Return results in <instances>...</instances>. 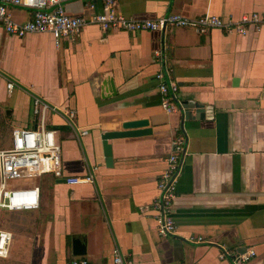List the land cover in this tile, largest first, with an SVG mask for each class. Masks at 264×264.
I'll return each instance as SVG.
<instances>
[{"label": "crops", "instance_id": "obj_1", "mask_svg": "<svg viewBox=\"0 0 264 264\" xmlns=\"http://www.w3.org/2000/svg\"><path fill=\"white\" fill-rule=\"evenodd\" d=\"M116 2L135 20L173 13L264 19V0ZM102 5L62 2L67 14L84 17ZM7 11L17 23L32 18L22 6ZM164 69L178 88L175 113L160 104L155 75ZM34 98L50 107L46 127L59 143L63 175L93 172L94 182L35 178L36 209H0V230L11 234L0 264H66L77 257L112 264L115 247L131 264H229L219 258L220 246L235 254L253 249L249 264H264V25L240 35L190 27L104 32L89 24L57 46L49 34L17 38L0 27V142L10 139V145L14 129L36 127ZM68 111L73 125L65 121ZM136 119H146L151 133L109 140L112 165L106 167L100 136ZM179 137L185 143L172 210L177 235L161 237L152 205ZM190 236L212 244L188 243ZM73 239L84 245L83 255H73Z\"/></svg>", "mask_w": 264, "mask_h": 264}, {"label": "built area", "instance_id": "obj_2", "mask_svg": "<svg viewBox=\"0 0 264 264\" xmlns=\"http://www.w3.org/2000/svg\"><path fill=\"white\" fill-rule=\"evenodd\" d=\"M63 0H0V27L6 34L23 38L30 34H49L56 46L61 40H73L82 27L94 24L102 31H123L138 33L143 31L161 32L167 27H190L200 34H206L213 29L226 32L246 34L248 28L258 29L264 25V19L258 14L244 15L239 20H224L220 17L205 14L190 19L178 14H167L154 21L135 20L125 17L117 10L116 0H103L102 11L88 17L69 15L62 7ZM15 5L32 10V18L25 23H17L8 14L7 6ZM160 51L156 56H160ZM160 94L161 107L167 113L178 111L177 85L170 79V70L164 69L155 75ZM14 84L9 82L11 90ZM34 114L38 122L32 129H14L11 134V144L0 150V209L20 211L36 209L39 205V188L36 185L20 188H9L11 181L18 179H35L50 174L56 180L74 186L81 183L94 182L93 172L85 176H64L62 173L61 150L55 132L46 127L45 111L50 110L47 103L34 98ZM73 111L64 113L65 121L73 125ZM86 134L80 131L79 136ZM184 140L176 138L172 145L173 151L167 157V167L158 182L159 195L153 202L156 211L158 233L161 237L177 235V225L173 218V201L176 198V187L180 172V158ZM188 243L212 244L203 237L190 236L184 238ZM11 234L0 230V258L8 254ZM219 258L228 259L229 264H249L255 257L253 249L235 254L220 246ZM66 264H89L85 258L70 259ZM112 264H131L118 247L112 251Z\"/></svg>", "mask_w": 264, "mask_h": 264}, {"label": "water", "instance_id": "obj_3", "mask_svg": "<svg viewBox=\"0 0 264 264\" xmlns=\"http://www.w3.org/2000/svg\"><path fill=\"white\" fill-rule=\"evenodd\" d=\"M199 107L200 106L197 105V108ZM150 133L151 129L148 127V121L146 119L124 121L121 125V131L103 133L100 136V140L106 167L112 165L111 148L107 143L109 140L141 137L149 135ZM72 253L74 256H80L85 253L84 245H82L79 239L72 240Z\"/></svg>", "mask_w": 264, "mask_h": 264}, {"label": "rangeland", "instance_id": "obj_4", "mask_svg": "<svg viewBox=\"0 0 264 264\" xmlns=\"http://www.w3.org/2000/svg\"><path fill=\"white\" fill-rule=\"evenodd\" d=\"M10 139H5L0 142L1 147H5L6 145H9ZM10 146V145H9ZM34 184V179H18L11 181L8 183L9 188H20V187H28Z\"/></svg>", "mask_w": 264, "mask_h": 264}]
</instances>
